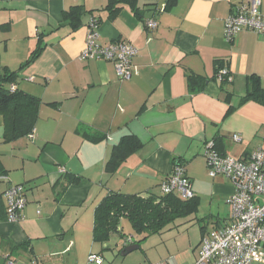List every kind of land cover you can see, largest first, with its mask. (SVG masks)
Instances as JSON below:
<instances>
[{"label":"crops","instance_id":"1","mask_svg":"<svg viewBox=\"0 0 264 264\" xmlns=\"http://www.w3.org/2000/svg\"><path fill=\"white\" fill-rule=\"evenodd\" d=\"M108 1L0 0V72L15 73L11 86L41 100L34 139L7 141L0 114V176L6 178L0 180V251L17 264H95L91 254L103 259L110 241H94L97 206L110 192L161 194L175 164L192 180L200 199L193 216L205 225L173 264H195L204 236L230 222L227 201L235 193L224 176L199 184L207 177L206 143L238 159L264 149V106L242 103L252 76L264 88V36L245 30L228 40L224 32L235 7L249 0H141L139 7L156 4L145 8L144 20L129 7L110 20ZM78 6L86 13L74 28L64 15ZM93 18L102 44L138 49L130 81H121L111 62L80 59ZM148 19L157 21L155 30L146 27ZM36 50L37 58L25 65ZM220 63L232 77L225 85L214 79ZM189 74L206 80L197 94L190 92ZM87 132L105 139L91 142ZM126 135L143 147L111 173L107 163ZM16 185L24 186L27 205L23 218L10 223L3 195ZM204 198L210 200L206 212ZM222 205L229 208L226 218ZM123 230L120 224L117 234L125 242Z\"/></svg>","mask_w":264,"mask_h":264},{"label":"built area","instance_id":"2","mask_svg":"<svg viewBox=\"0 0 264 264\" xmlns=\"http://www.w3.org/2000/svg\"><path fill=\"white\" fill-rule=\"evenodd\" d=\"M261 0H249L235 7L225 23V37L232 40L242 31H252L264 36V15ZM146 27L155 30L158 23L151 19ZM138 49L125 42L102 44L100 42L99 22L93 18L88 25L85 48L80 56L83 61L104 60L115 65L121 81H130L133 74V59ZM227 70L219 72L218 80L227 75ZM232 81V77L229 78ZM16 87L11 86V92ZM33 130L28 137L34 139ZM234 140L241 139L234 135ZM208 174L211 178L224 176L235 186V193L228 199L231 208L230 222L209 232L200 244L195 264H264V149L252 151L246 158H235L221 154L214 141L206 143L204 152ZM64 172V170H62ZM6 178L0 176V180ZM163 194H175L182 199L195 197L192 184L182 165L173 167L172 173L160 186ZM7 206V220L17 223L23 218L27 205L23 185L11 186L4 192ZM133 243V237L126 239ZM127 245V244H126ZM89 262L102 264L103 259L91 254ZM0 260L6 264H17L9 254L0 251ZM31 264H38L32 262ZM160 264H173L171 261Z\"/></svg>","mask_w":264,"mask_h":264},{"label":"trees","instance_id":"3","mask_svg":"<svg viewBox=\"0 0 264 264\" xmlns=\"http://www.w3.org/2000/svg\"><path fill=\"white\" fill-rule=\"evenodd\" d=\"M140 1L109 0L106 7L109 19L114 20L125 7H129L137 18L144 20L145 8L156 4L145 1L142 7H139ZM174 2L175 0H172L170 4ZM85 13L83 8L78 6L66 12L64 16L65 20L69 21L74 28H78ZM149 20L151 19L146 20L145 23ZM38 54L39 50H36L25 65L34 61ZM223 69H226L228 73L222 80H218L219 72ZM15 76V73L6 68L0 72V114L5 119V139L7 141H14L20 137L28 136L34 130L41 103L39 98L19 89L11 92L10 86L15 83ZM230 77L228 69L222 63L218 64L214 79L225 85L230 82ZM205 83L206 80L201 76L188 75V85L192 94L202 91ZM249 101L264 106V88H262L260 79L256 76L250 78L248 91L243 97L242 103ZM232 111L231 107L229 113ZM86 138L94 143L105 139L104 135L88 132ZM142 147V143L136 136H124L114 146L106 169L111 173L116 172L130 156ZM188 178L192 184V180L190 177ZM79 181L80 178L78 177L74 178L71 183ZM199 208L200 199L196 195L193 199L185 200L178 195L163 194L162 192L161 194H150L148 196L110 192L95 210L94 241L101 244L109 242L112 235L119 233L122 220L127 219L131 222L134 231L143 237L134 243L139 247L142 241L152 235L161 234L168 230L177 220L188 219L195 215Z\"/></svg>","mask_w":264,"mask_h":264},{"label":"rangeland","instance_id":"4","mask_svg":"<svg viewBox=\"0 0 264 264\" xmlns=\"http://www.w3.org/2000/svg\"><path fill=\"white\" fill-rule=\"evenodd\" d=\"M207 165V163H206ZM199 166V165H198ZM200 166L197 167V172H201ZM207 177H203L199 184L203 185L202 187H206L207 185L204 183L211 180L212 178L208 174V166L206 168ZM200 174L198 177H201ZM203 181V182H202ZM209 188L207 187V195L209 193ZM157 193H161L160 190H157ZM203 203H206L205 207H203V211H209L210 208V200L208 198L203 199ZM225 204L224 202H222ZM215 205L217 203L215 202ZM216 209V206H215ZM220 214L221 217H227L229 208L225 207V205L221 206ZM229 224V223H228ZM123 226V238L125 242L118 237V234L112 235L110 240V248L104 250L103 261L104 264H150L147 260L146 255L150 256V261L154 264L167 263L171 261L174 263V257H177L179 254L185 252L192 243L197 240V236L200 231V225L204 226L205 223L201 221L199 224V220L197 216H192L188 219H181L177 220L173 223L168 230L162 232L161 234H156L151 236L150 238L142 241L140 243V247L138 250L128 254L123 255V251L125 248L129 247L130 245L126 242L128 237H133V242H137L141 240L143 237L138 235L129 220L124 219L121 223ZM207 225L211 226V223H207ZM226 225V224H225ZM127 244V245H126ZM99 251L101 250V246H98ZM168 257L169 260L164 261ZM146 260V262H144Z\"/></svg>","mask_w":264,"mask_h":264},{"label":"water","instance_id":"5","mask_svg":"<svg viewBox=\"0 0 264 264\" xmlns=\"http://www.w3.org/2000/svg\"><path fill=\"white\" fill-rule=\"evenodd\" d=\"M138 248H139V247H138L137 245L129 246V247H127V248L123 251V255H124V256H125V255H128V254H130V253H132V252L138 250Z\"/></svg>","mask_w":264,"mask_h":264}]
</instances>
